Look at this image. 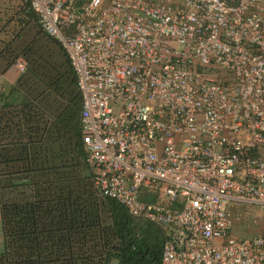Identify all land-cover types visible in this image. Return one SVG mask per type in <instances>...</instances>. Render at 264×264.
Masks as SVG:
<instances>
[{"label":"built area","instance_id":"1","mask_svg":"<svg viewBox=\"0 0 264 264\" xmlns=\"http://www.w3.org/2000/svg\"><path fill=\"white\" fill-rule=\"evenodd\" d=\"M20 3L73 73L97 197L162 231L158 264H264V0Z\"/></svg>","mask_w":264,"mask_h":264},{"label":"trees","instance_id":"2","mask_svg":"<svg viewBox=\"0 0 264 264\" xmlns=\"http://www.w3.org/2000/svg\"><path fill=\"white\" fill-rule=\"evenodd\" d=\"M15 14L5 67L24 57L25 69L0 96V264H158L163 234L151 237L90 183L67 59L40 61L25 32L38 29L35 17L21 6Z\"/></svg>","mask_w":264,"mask_h":264},{"label":"rangeland","instance_id":"3","mask_svg":"<svg viewBox=\"0 0 264 264\" xmlns=\"http://www.w3.org/2000/svg\"><path fill=\"white\" fill-rule=\"evenodd\" d=\"M19 2H16L14 4H10L8 7V17L12 19L15 13L18 11V8L21 5V0H18ZM7 17V18H8ZM34 37H36L37 42L35 44V49L37 51V54L40 58V61L48 63V64H60L64 65V62L66 61V57L64 56L62 50L60 47L54 43L52 40L47 39L44 37L40 32H38V29L36 28V25L34 24ZM6 42V40H5ZM24 59V57H22ZM32 58L36 59L37 56H33ZM28 60L30 61L31 58L28 57ZM25 61V59H24ZM64 68V67H62ZM58 69L59 73H62L63 69ZM21 73H15V77L17 78ZM15 81V80H14ZM14 81H12L14 83ZM11 82V84H13ZM10 85V84H9ZM237 212V211H236ZM137 224L140 226V229L148 233L151 237L156 236L159 239L162 238V233L160 230L153 225H149L140 221H136ZM258 232V224L253 223L251 219H249L248 215H242L239 214L236 215V218L233 221V226L231 229L230 234L238 239H246L254 236ZM161 240H159L160 242ZM109 264H115L114 260H111Z\"/></svg>","mask_w":264,"mask_h":264},{"label":"crops","instance_id":"4","mask_svg":"<svg viewBox=\"0 0 264 264\" xmlns=\"http://www.w3.org/2000/svg\"><path fill=\"white\" fill-rule=\"evenodd\" d=\"M19 2L18 0H0V96L4 94V91L7 85L11 84L12 81L16 79L15 73L16 71L13 68V63H11L8 67H5V63L9 61V57L12 54L11 50H8L6 46V33L12 30L14 22H15V15L12 17H8V6ZM8 17V18H7ZM28 29L25 32H29V36L34 35L32 34L34 30L33 25L27 26ZM16 40H13V45H10V48L16 47ZM13 83V82H12ZM3 248V241H2V233H1V223H0V253L2 252Z\"/></svg>","mask_w":264,"mask_h":264}]
</instances>
